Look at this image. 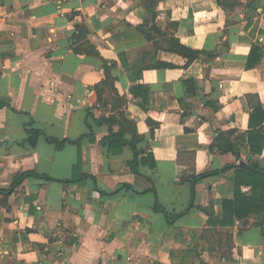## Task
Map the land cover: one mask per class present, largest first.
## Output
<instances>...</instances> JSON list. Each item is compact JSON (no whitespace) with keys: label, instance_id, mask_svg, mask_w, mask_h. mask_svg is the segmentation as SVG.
Masks as SVG:
<instances>
[{"label":"crops","instance_id":"0c3cea01","mask_svg":"<svg viewBox=\"0 0 264 264\" xmlns=\"http://www.w3.org/2000/svg\"><path fill=\"white\" fill-rule=\"evenodd\" d=\"M2 102L0 191L33 175L0 194V264H264V206L224 208L235 168H264V0H0Z\"/></svg>","mask_w":264,"mask_h":264},{"label":"trees","instance_id":"16d2710c","mask_svg":"<svg viewBox=\"0 0 264 264\" xmlns=\"http://www.w3.org/2000/svg\"><path fill=\"white\" fill-rule=\"evenodd\" d=\"M168 51L177 53L184 58H187L189 62L197 59L201 55V51L191 49L180 42L177 38H171L169 40ZM259 52L258 48H254L252 54ZM251 62V60H250ZM252 64V63H251ZM253 65V64H252ZM249 66V65H248ZM4 103H0V108L3 107ZM112 118H105L103 120H99L100 123H108L110 124V133L108 136L102 139V144L107 146L109 152L112 154H119L122 152L123 147L126 145H130L134 151V159L128 162L129 168L134 171L135 173H139V165L140 163L147 162V159L142 156V153L137 149L136 140L129 141L124 138L123 131H115L111 127ZM264 123V109L261 105L255 107V109L251 113L250 118V133H249V142L251 145V151H261L257 144H254V137H262V142L259 146L264 144V136L261 134V128L263 127ZM232 133H221L217 136L215 143L211 145V148L215 146L218 147L221 153H228L232 152L236 155L237 158L240 157L238 153V146L229 139V136ZM42 135V132L37 129H29L27 130V137L26 142L35 147L38 143V139ZM47 140L50 143H54L57 147L62 148L67 142L70 140H59L58 138L54 137H47ZM78 141V140H77ZM75 141V142H77ZM78 143V142H77ZM142 157V158H141ZM152 159V154L149 156ZM154 165V161L152 162V166ZM231 167V166H229ZM233 167V166H232ZM228 167L224 168L226 170ZM236 178H235V199L234 200H225L224 201V208L226 211L233 210L234 216L241 217L239 210L240 207L244 205H250L260 207V204L264 206V168L259 167L255 164H240L238 167L235 168ZM33 175L32 173H23L18 176L11 188L9 190H1L0 194H4L5 196L11 195L17 187H19L25 179L29 176ZM204 175L203 177H206ZM46 179H50L49 177L43 176ZM243 187H250L251 195H246L242 189ZM156 210L164 212L160 204L156 203ZM264 210V208H262Z\"/></svg>","mask_w":264,"mask_h":264}]
</instances>
